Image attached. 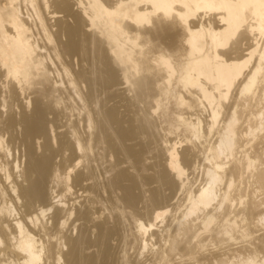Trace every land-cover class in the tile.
<instances>
[{"label": "bare ground", "instance_id": "obj_1", "mask_svg": "<svg viewBox=\"0 0 264 264\" xmlns=\"http://www.w3.org/2000/svg\"><path fill=\"white\" fill-rule=\"evenodd\" d=\"M262 188L264 0H0V264H264Z\"/></svg>", "mask_w": 264, "mask_h": 264}, {"label": "rangeland", "instance_id": "obj_2", "mask_svg": "<svg viewBox=\"0 0 264 264\" xmlns=\"http://www.w3.org/2000/svg\"><path fill=\"white\" fill-rule=\"evenodd\" d=\"M251 185L254 187L253 184H251ZM249 186H250V185H249ZM253 187H252V188L250 187L251 189H249V191H251V190H253V189H256L255 187H254V188H253ZM263 189H264V188H262L261 192L263 191ZM253 191H254V190H253ZM251 192H252V191H251ZM261 195H262V196H261ZM260 196H261L262 198H264V193H263V192H262V194L260 193ZM260 196H259V198H260ZM259 227H260V226H257L256 229H258ZM262 231H263V230H261V232H262ZM257 232H258V231H257ZM259 233H260V231H259ZM257 234H258V233H257ZM127 249H128V248H126V250H127ZM126 250L124 249L121 253L125 252ZM129 251L131 252L130 248L126 251V252H127V253H126V256H129V254H130ZM128 252H129V253H128ZM146 254H148V257L150 256L148 252H145V255H146ZM132 255H133V256L135 255V254H133V251H132L131 255H130L129 257H127V260H128V258H129V260H130V257H132ZM145 255H143V256H145ZM143 256H141V257H143ZM146 256H147V255H146ZM146 256H145V257H146ZM129 260H128V261H129Z\"/></svg>", "mask_w": 264, "mask_h": 264}]
</instances>
